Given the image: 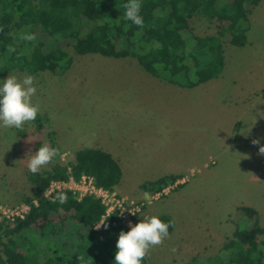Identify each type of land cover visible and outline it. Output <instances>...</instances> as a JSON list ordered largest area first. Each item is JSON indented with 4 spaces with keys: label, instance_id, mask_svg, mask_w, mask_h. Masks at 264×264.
<instances>
[{
    "label": "trees",
    "instance_id": "obj_1",
    "mask_svg": "<svg viewBox=\"0 0 264 264\" xmlns=\"http://www.w3.org/2000/svg\"><path fill=\"white\" fill-rule=\"evenodd\" d=\"M260 2L140 0L143 23L138 26L123 16L128 0H0V78L13 70L64 75L73 64L72 51L133 58L151 76L193 89L221 78L226 44L244 47L248 43L249 16ZM195 17L205 19L214 31L197 34L192 25ZM25 34H33L35 39L24 40ZM36 119L41 131L42 118L37 114ZM42 144L36 142L34 151ZM50 146L56 147L55 139ZM60 154L49 163V169L27 173L32 187L31 195L22 198V203L30 205L24 218L0 221V264H113L118 233L127 231L117 213L103 220L106 207L93 196L79 200L63 191L67 201L60 204L44 194L52 181L82 175L115 191L122 180V168L112 154L98 148L76 151L73 162L67 164L57 160ZM183 177L165 175L142 183L140 188L154 195ZM185 184H178L176 190ZM159 218L171 222L172 234L174 218ZM103 222L107 229L95 227ZM233 224L232 238L224 243L221 255L207 263L264 264V225L259 212L239 206ZM197 261L192 260L194 264Z\"/></svg>",
    "mask_w": 264,
    "mask_h": 264
},
{
    "label": "rangeland",
    "instance_id": "obj_2",
    "mask_svg": "<svg viewBox=\"0 0 264 264\" xmlns=\"http://www.w3.org/2000/svg\"><path fill=\"white\" fill-rule=\"evenodd\" d=\"M249 22L244 47L225 45L221 78L184 89L181 95L169 84L134 77L132 67L123 68L122 59L96 54L70 51L73 64L64 75H32L36 93L31 100L38 107L43 129L38 130L37 119L18 129L0 126V203L15 207L31 195L27 165L36 142L50 145L55 139L61 152L57 160L67 164L73 162L76 151L92 146L90 140H100L110 124L149 115L143 111L154 112L162 106L158 114L173 107V119L166 128L182 141L181 167L175 164L166 170L182 172L186 184L160 198H146L150 203L141 216H176L175 230L150 249L147 264H194V258L198 264H208L232 238L239 206L255 208L264 225V154L259 152L264 145V0ZM192 25L202 36L214 31L200 17ZM136 72L144 73L138 68ZM8 75L21 79L31 74L13 70ZM134 93L155 100L142 103V108L137 99L133 104ZM180 110L181 118L176 116ZM49 168L48 163L40 172Z\"/></svg>",
    "mask_w": 264,
    "mask_h": 264
},
{
    "label": "crops",
    "instance_id": "obj_3",
    "mask_svg": "<svg viewBox=\"0 0 264 264\" xmlns=\"http://www.w3.org/2000/svg\"><path fill=\"white\" fill-rule=\"evenodd\" d=\"M119 62L125 64L123 68L132 67L130 70H134V77L139 76L141 81L169 84L168 86L171 89H175L178 95H181L185 89L151 76L133 58H123ZM137 68L140 71L143 70L144 73L138 74L136 72ZM134 97L133 104L137 99L141 106L142 103L145 105L149 101L155 100V98L144 97L135 93ZM161 107L157 108L154 112L150 110L143 111L148 112L149 115H135L121 123L110 124L107 133L100 135V140L95 137L89 142L92 145L90 148L107 151L118 161L122 168L123 176L116 190L132 199H138V201L146 199L151 195V193L145 192L140 188V185L146 181H154L169 174L184 176L182 180L178 181L180 183L186 181V176L182 172H168L166 170L175 164L177 167H181L182 141L179 134L174 138L173 130L166 128L173 119V107H166L164 114H158ZM181 115L182 111L180 110V113L176 114V116L181 118ZM175 143L178 144V151L174 150ZM123 152L126 153V158H124ZM168 155L171 156L170 160ZM123 161H126V163L123 164ZM138 192H141L142 195ZM172 217L175 220L176 228V216Z\"/></svg>",
    "mask_w": 264,
    "mask_h": 264
},
{
    "label": "clouds",
    "instance_id": "obj_4",
    "mask_svg": "<svg viewBox=\"0 0 264 264\" xmlns=\"http://www.w3.org/2000/svg\"><path fill=\"white\" fill-rule=\"evenodd\" d=\"M140 0H128L123 16L133 24L142 25L143 19L140 12ZM24 40L35 39L33 34H25ZM36 93L33 76L26 75L18 79L15 75L0 78V126L7 128H21L25 122L34 121L37 118L38 107L32 103L31 98ZM256 144L258 141L253 140ZM259 152L264 154V145L259 147ZM58 154L56 147L44 143L35 149L28 160V170L37 173L46 164L50 163ZM60 204L67 201L65 192H57L53 197ZM141 220L135 224L128 222V230L121 229L115 242L113 264H143L150 249L160 245L170 235L171 222L162 221L158 216H141ZM107 229L106 222L95 226ZM171 251L175 252V248Z\"/></svg>",
    "mask_w": 264,
    "mask_h": 264
},
{
    "label": "built area",
    "instance_id": "obj_5",
    "mask_svg": "<svg viewBox=\"0 0 264 264\" xmlns=\"http://www.w3.org/2000/svg\"><path fill=\"white\" fill-rule=\"evenodd\" d=\"M180 182L174 185H170L165 188L162 192L150 195L149 198L157 199L167 195L171 190L175 189ZM182 184V183H181ZM69 191L80 200L84 196H93L101 201L102 205L106 207L105 215L103 220L111 215L117 213L121 224L128 230V222L132 221L133 224L138 222L139 215L143 209L150 203L145 200L130 201L127 197L120 195L116 190L109 191L102 187H99L95 183V179L92 176L82 175L79 179L74 176H70L68 180L52 181L45 191V197L50 200H54L53 197L57 192ZM37 204L36 202H34ZM30 205L22 203L18 206L11 207L0 203V221L13 222L17 218H24L28 213ZM99 229V228H98Z\"/></svg>",
    "mask_w": 264,
    "mask_h": 264
}]
</instances>
